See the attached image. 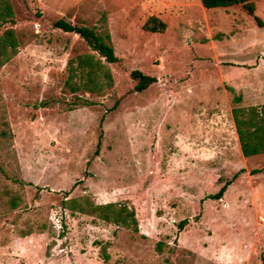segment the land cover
I'll return each instance as SVG.
<instances>
[{
  "label": "rangeland",
  "instance_id": "1",
  "mask_svg": "<svg viewBox=\"0 0 264 264\" xmlns=\"http://www.w3.org/2000/svg\"><path fill=\"white\" fill-rule=\"evenodd\" d=\"M10 2L15 22L0 32L13 28L19 48L0 67V129L6 120L13 134L0 187L23 202L0 215V264H264V153L242 155L231 115L264 103V25L199 0ZM149 16L162 32L142 29ZM58 18L108 32L112 87L63 89L68 59L90 49ZM133 69L156 81L134 91ZM84 194L127 201L138 232L63 207Z\"/></svg>",
  "mask_w": 264,
  "mask_h": 264
},
{
  "label": "trees",
  "instance_id": "2",
  "mask_svg": "<svg viewBox=\"0 0 264 264\" xmlns=\"http://www.w3.org/2000/svg\"><path fill=\"white\" fill-rule=\"evenodd\" d=\"M206 9L227 8L240 6L248 15L252 16L258 26H263V20L255 14L254 0H199ZM15 16L10 0H0V28L5 24H13ZM52 26L64 32L77 34L84 40L90 52L78 53L67 61V76L63 89L68 93L90 92L102 93L114 84V76L107 64L118 63L119 58L115 54L109 42L110 36L106 30L99 31L94 26L79 25L71 23L64 18H58L52 22ZM165 23L156 16H149L143 23L142 29L147 32H162ZM19 40L13 28H5L0 32V67L10 61L17 53ZM135 81L134 91L141 92L147 89L156 78L144 74L138 69H133L129 73ZM232 90L231 88H229ZM78 99V97H77ZM240 95L233 96V102L238 103ZM232 120L237 134L240 151L243 156L248 157L264 153V103L250 106H233L231 109ZM0 129V144L12 146L13 134L10 131L8 122L3 120ZM260 170H264V167ZM259 171V170H253ZM238 175L234 173L232 178L224 182L219 190L211 194L213 199H219L226 191L227 186ZM13 181L24 185L25 183L14 178ZM23 202L21 193L6 186L0 187V215L16 210ZM63 207L71 212L83 213L107 223L125 228L134 233L138 232V221L133 206L127 201H114L106 203H96L90 194L78 197H68L62 201ZM182 227V223H180ZM34 231L44 232L45 225H37V228L30 226L26 230H21L20 236L29 235ZM106 241L101 245L102 258L109 259ZM160 250V243L157 244Z\"/></svg>",
  "mask_w": 264,
  "mask_h": 264
}]
</instances>
